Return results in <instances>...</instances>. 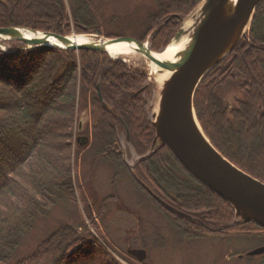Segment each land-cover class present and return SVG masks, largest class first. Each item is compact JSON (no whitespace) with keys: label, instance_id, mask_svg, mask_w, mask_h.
I'll return each mask as SVG.
<instances>
[{"label":"trees","instance_id":"trees-1","mask_svg":"<svg viewBox=\"0 0 264 264\" xmlns=\"http://www.w3.org/2000/svg\"><path fill=\"white\" fill-rule=\"evenodd\" d=\"M67 1L71 14L66 0H0V28L60 36H69L72 30L77 35H101L91 18L94 0ZM202 1L156 0L141 36L133 37L144 43L150 36L151 50L161 52L180 27L179 18L187 17ZM172 16L179 18L166 23ZM123 35L118 29L103 36ZM9 51L0 50V264H120L102 253L105 247L84 224L76 223L61 225L30 255L15 260L39 219L59 204L77 203L74 161L86 148L76 142L82 107L96 118L85 133L88 138L92 133L101 145L93 161H106L115 169L112 193L101 202L99 219L106 216L108 204L119 201L117 182L124 172L141 190L137 180L192 216L191 221L170 213L143 190L184 237H205L211 233L208 229L264 236L258 226L236 221L233 209L191 177L165 146L158 145L132 174L123 159L120 133L140 158L147 155L155 138L148 111L153 85L144 73L131 70L122 60L90 51ZM228 81L238 83L242 98L235 105L219 96ZM194 109L213 147L264 183V0L246 37L197 89Z\"/></svg>","mask_w":264,"mask_h":264},{"label":"rangeland","instance_id":"rangeland-1","mask_svg":"<svg viewBox=\"0 0 264 264\" xmlns=\"http://www.w3.org/2000/svg\"><path fill=\"white\" fill-rule=\"evenodd\" d=\"M156 3V0H94L91 18L95 26L98 24L97 29L101 35L91 34V37H87L93 40L109 39L103 35L122 29L125 33L122 37L136 39L141 36V28L148 14L155 10ZM66 4L71 14V6L67 0ZM201 5L203 4L187 16L185 22L198 14ZM112 22L115 23L114 26ZM75 34L72 30L70 36ZM145 43L151 48L150 36ZM5 44L2 48L6 51L21 49L24 46L19 42ZM125 63L133 71L148 73V62L141 55L127 59ZM148 82L153 85V91L148 95L151 119L158 109L159 88L150 80ZM219 96L225 103L233 105L242 98L235 81H228ZM78 118L83 129H77L76 133L86 135L96 118L90 109L85 107L79 111ZM90 136V144L85 148L83 155L74 161L73 179L77 203L59 204L46 217L39 219L34 229L23 239L15 260L30 255L61 225L76 223L84 224L105 247L101 248L102 253H106L108 258L116 259L120 264H140L127 255L128 248L148 251V259L142 264H264V256L247 257L250 251L264 246V236L258 235L259 232L232 230L223 234L208 233L199 238L184 237L180 231L175 230L171 219L124 172L117 182L119 201L108 204L106 216L102 220L99 219L100 204L112 193L111 183L115 169L106 161L95 164L94 156L101 145L99 141H95L92 133ZM119 141L125 163L133 167L139 157L124 134L120 133ZM258 144L255 142L256 146Z\"/></svg>","mask_w":264,"mask_h":264},{"label":"water","instance_id":"water-1","mask_svg":"<svg viewBox=\"0 0 264 264\" xmlns=\"http://www.w3.org/2000/svg\"><path fill=\"white\" fill-rule=\"evenodd\" d=\"M262 1L237 0L232 5V0H204L198 14L194 15L197 17L192 29L185 31L183 20L172 41L178 43L184 36L192 33L188 47L175 63L157 59L145 45L128 37L76 44L71 37L52 33H43L42 39H24L21 32L28 30L8 27L0 28V39L20 42L29 50L59 49L99 54H108L106 48L113 43L127 42L135 45L137 53L172 73L170 79L159 88L158 112L153 115L152 122L155 138L150 152L139 161L151 157L157 145L165 146L189 175L234 210L236 220L243 224L253 223L264 230V183L239 170L212 146L203 133L194 110L197 89L249 32L253 16ZM50 39L60 44L52 45L49 43ZM100 99L102 100L101 95ZM79 129H82V124ZM77 142L80 146H85L88 139L79 137ZM144 188L170 212L188 217ZM127 254L140 263L148 258L145 250L128 249ZM261 255H264V247L248 253L250 257Z\"/></svg>","mask_w":264,"mask_h":264},{"label":"bare ground","instance_id":"bare-ground-1","mask_svg":"<svg viewBox=\"0 0 264 264\" xmlns=\"http://www.w3.org/2000/svg\"><path fill=\"white\" fill-rule=\"evenodd\" d=\"M237 0H232V5L236 3ZM197 16H194L191 20H188L185 25L184 29L185 31H189L192 29L194 25V19ZM191 32V31H190ZM191 34H188L184 36L178 43H171L167 49L161 53H153L154 57H156L159 60L170 62V63H175L178 62L180 59V55L185 51V49L188 47L190 43V37ZM21 37L24 39H42L44 36L43 34L39 33H33V32H27V31H22L21 32ZM71 39L76 43V44H86V43H92L95 40L90 39L87 36H71ZM3 39H0V42H3ZM50 44L52 45H59L60 43L50 39ZM146 49L149 50V45H145ZM106 51L108 55L112 58H118L122 59L123 61L126 62L127 59H132L136 56H140L139 53L136 51L135 45H132L127 42H117L109 45L106 48ZM147 62H148V75L151 80V82L154 83V85L157 88H161L164 83H166L170 77L172 76V73L170 71H165L164 69L160 68L150 60H148L146 57L142 56ZM158 112V109H157ZM155 112V113H157Z\"/></svg>","mask_w":264,"mask_h":264},{"label":"flooded vegetation","instance_id":"flooded-vegetation-1","mask_svg":"<svg viewBox=\"0 0 264 264\" xmlns=\"http://www.w3.org/2000/svg\"><path fill=\"white\" fill-rule=\"evenodd\" d=\"M189 220H191L192 221V219L190 218ZM209 230V232H211V233H215V231L214 230H212V229H208Z\"/></svg>","mask_w":264,"mask_h":264}]
</instances>
